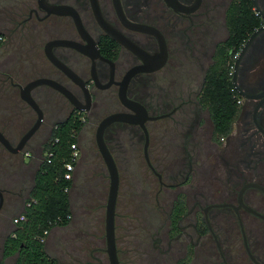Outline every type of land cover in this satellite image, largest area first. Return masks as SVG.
Here are the masks:
<instances>
[{
	"label": "flooded vegetation",
	"instance_id": "obj_1",
	"mask_svg": "<svg viewBox=\"0 0 264 264\" xmlns=\"http://www.w3.org/2000/svg\"><path fill=\"white\" fill-rule=\"evenodd\" d=\"M96 1L97 10L107 26L151 57L160 52L156 36L134 29L131 25L158 30L166 43L168 54L166 63L158 70L135 72L130 75L136 68L150 67L152 65L150 60L146 63L140 55L113 39L102 28L92 0H18L15 3V9L0 23V27L6 31L4 40L0 43V91L4 92L3 83L8 82V89H19L21 98V87H26L37 79L46 78L69 92L74 102L50 85L33 88L31 95L43 112V121L28 140L24 150L18 154H11L20 158L22 164L26 163V159L30 160L36 156L38 165V161L44 158L45 146L49 142L53 129L59 123L71 118L81 120L84 126L79 134L80 138L88 123H96L99 120L100 124L105 118L114 114H134L121 100L123 90L128 100L144 106L148 116L166 115L162 119L171 118L186 104L188 111L183 113V110L182 116L175 123L181 130L183 139H177L176 136L177 138L171 139L170 143L162 142L164 131L160 128L151 130L150 124L155 121L145 123L150 137L149 148L155 134L160 140L157 146L168 145L166 150L169 151L172 145L176 144L181 154L177 159L178 165L182 168L185 166L187 170L185 177L178 181V174H184L183 169V172L167 175L163 170L158 169L156 162L152 163L162 176V180L160 181L151 170L159 185L152 219L144 221L150 225L146 238H149L151 264H172V261L173 264H205L208 261L210 264H245L244 260L238 256L229 260L223 255L222 244L212 227L224 225L223 223L228 219L221 217L218 213L215 215V211L221 213L226 211L228 216L230 213L234 214L240 227L243 250L247 259L250 264H264V249H259V254L256 253L246 235L249 253L241 230V223L244 226L243 214L262 223L264 220L240 206L239 202L240 191L246 184L252 183L264 187V171L252 167V163H255L254 157L259 161L256 163L258 167L262 166L261 163L264 161V29L248 44L252 35L264 27V0H255V3L254 0H250L260 25L243 41L237 52L235 47L229 51L227 63L231 67V83L239 111L233 121L231 134L221 138L220 141L213 133L210 111L204 102L206 77L216 63L218 49L229 39L228 11L238 0L228 2L200 0V5L192 12L177 11L165 0ZM176 1L183 7L193 6L196 2V0ZM53 6H67L76 11L84 32L78 31L70 15L52 13L50 10ZM223 36H225L224 39H222ZM14 39L16 40L15 49L10 51L6 46H9ZM55 40L70 41L79 47L55 46L52 47V53L78 77L80 83L71 79L47 59L45 49ZM28 52L31 57L24 60L25 53ZM39 53H42L44 61ZM189 55L192 59H197L198 68L203 71V76L201 82L197 81L195 92L191 90L194 85L186 86L187 79L185 80V86L183 84L180 93L181 96L182 94L187 96L188 100L173 107L174 101L181 98L180 93L177 90L173 100L172 91L167 85L174 77L172 73L175 68L188 65ZM20 61L22 65L16 67L17 62L20 63ZM2 74L7 78L4 79ZM192 94L195 96V102L190 100ZM24 103L34 112L26 102ZM193 103L194 105L191 106ZM168 109L170 110L167 112ZM35 115L36 118L33 121L29 114H25L24 111L19 112L20 122L13 124L9 131L1 130L0 132L16 147L24 135L35 126L37 114ZM195 117H197V127H203L199 133L191 127ZM45 119L53 120L51 130L48 126H43ZM197 135L201 136L202 140H197ZM105 139L119 169L121 190L123 170L129 172L130 163L136 162L140 146L143 152L145 135L139 125L115 122L106 129ZM206 142L217 152L213 155L223 166H227L230 160H234L235 174L230 173L243 180L237 192L229 187H223L218 193L192 187L194 176L204 179L203 171L193 172V162L201 161V156L207 147L204 144ZM26 148L40 150L38 152L34 150L37 152V155H34L33 150H25ZM158 151L159 148L156 149V154L161 157L162 152L158 153ZM36 172L37 168L33 174L31 173L32 184L29 190L26 189L25 180L5 183L6 188L0 185L3 197V205L0 209V264H16V256L5 255L6 247L18 230V225H15L13 220L26 207V200L29 198ZM184 183H190V191L182 190L172 197L169 190L182 189ZM163 192L164 194L167 192L168 197H164V203H161L159 195ZM250 194L251 201L254 202L258 200V194L263 197L264 194L258 189L250 188L242 196L245 206L259 212V209L253 207L250 204L251 201L247 199V195ZM235 207L239 209L236 211ZM179 210L182 213L175 218L177 213L174 212ZM259 213L264 215L262 212ZM118 216L117 213L116 233L119 226ZM158 216L160 222H158ZM221 222L223 223L220 224ZM137 231L140 242V235L143 236L145 231L141 227H138ZM207 237L212 238L215 243L212 248L215 250L205 258L203 253ZM239 249H241L240 246ZM140 251H142L141 245ZM199 252L202 253L201 257L198 255ZM96 260L94 264H101L99 257ZM120 264H122L121 260Z\"/></svg>",
	"mask_w": 264,
	"mask_h": 264
},
{
	"label": "rangeland",
	"instance_id": "obj_2",
	"mask_svg": "<svg viewBox=\"0 0 264 264\" xmlns=\"http://www.w3.org/2000/svg\"><path fill=\"white\" fill-rule=\"evenodd\" d=\"M17 1L18 0H0V23H2L6 19V16H9L12 10L15 9V3ZM228 1L229 0H226V2ZM223 8L224 7H222V9ZM5 32L6 31L3 29V27H0V33L5 35ZM224 38L225 36L222 37V39ZM15 41L16 40L14 39L9 46H6V48L10 51H14ZM39 55L40 58L44 61L42 53H39ZM30 57L31 54L30 52H28L25 53L23 59L28 60ZM188 59V65L175 68L174 72L172 73L174 74L172 75L174 77L171 81H169L167 85L168 88L172 91L173 100H175V92L178 90L180 93L186 79V86L187 84H193L194 88L191 90H193L194 92L197 90V87L195 88L197 81L201 82L203 71L198 68V63L196 61L197 59H192L190 55ZM17 63L18 64H16V67L22 65V61H20V63ZM192 63H194V65ZM2 77L4 79L7 78L4 74H2ZM3 84L5 87L4 92L0 91V131L4 130L7 132L10 130L13 124H15L16 122H20L18 120L19 112L23 113L24 111L25 114H29L30 117L32 116L33 121H35L36 115L20 98L19 89H8V82ZM180 97L181 98L177 99V101H174L173 107L177 106L182 101H186V99L188 100L187 96H184V94H182L181 96L180 93ZM194 98L195 96L192 94L190 96V100L195 102ZM193 105L194 103L191 106ZM186 107L187 105L185 104L182 110H180L181 112L178 111L171 118L151 122V130H157L158 128H160L164 131L162 142L168 141L170 143L171 139H176L177 137V139H183L180 133L181 130L176 127L177 124L175 123L177 119H180L185 111H188ZM169 110L170 109H168L167 112ZM99 122L100 121L98 120V122L96 123H88L82 131L80 138H78L79 145L81 147L80 149L82 152V157L80 160L81 170L80 168L77 169V178H75V186H77L73 188L70 194L72 195V198H74L72 204L75 218L78 220L82 219L87 212V223L89 221L88 228L90 229L89 233H91L92 235L93 246H98L105 250V212L109 191V177L107 168L98 151L95 141V134ZM190 122H192V120ZM196 123L197 117H195V121L191 124V127L195 130L196 133H199V131H201L203 127L200 126L198 128ZM43 126H48L49 130H51L53 127V120L48 121L45 119ZM196 139L202 140V137L197 135ZM158 143H160V140H158V137L155 134L152 139L151 148H149L148 151L151 162L153 164L154 162H156L158 169L163 170V172L167 175H170L172 173L177 174L183 169L184 174H178V181H181L185 177V172H187V170L185 166L184 168H182V166L178 165L177 159L181 156L180 151L178 150L180 148L176 144H174L168 151L166 150L168 148V145L166 147H161L157 146ZM204 144H206L207 147L205 148V152L201 156V161H199L198 163L193 162V172L195 173L198 170L203 171L204 179H198L199 176H194L191 183L192 187L196 189L203 188L205 191L212 190L215 193L221 192L223 187H229L232 189V191L237 192L241 188L243 180L234 177V175L230 173L232 172L233 174H235V165L233 164L234 160H230L227 166H223L215 159L216 157H214L213 154H216L217 152L214 150V148L209 146L207 142ZM158 148V153L162 152L160 154L161 157L156 154V149ZM25 150H33V154L37 155V152L40 149L35 150L34 148H26ZM34 150L37 152H35ZM21 156L23 155L21 154ZM194 156L196 157V154ZM253 161L255 163H252V167H257L260 169L259 171H264V161L263 163H261L262 166L259 167L256 164L259 161L255 157ZM122 165L124 164L122 163ZM37 166V159H35V161L26 159V163L22 164L20 158L8 152L0 144V185L2 187L6 188V185L8 183H14V181L21 182L22 180H25V183L27 182V184H25L26 189L29 190L32 184L31 173L33 174L35 172ZM129 167V172L128 170H123L122 173L121 190L117 204V213L119 214L117 220L119 222V226L116 236L119 258L122 261V264H151V257L149 254L148 246L149 238H146L148 237L147 233L150 225H148V223L144 221L150 220L153 215V209H155L153 206L157 202L156 193L159 189V185L157 178L153 175V173L147 166L144 158V151L142 152V146H140V150L136 155V162L130 163ZM196 167H199V169H197ZM78 174H80L81 178L78 177ZM5 183L7 184L5 185ZM182 185V189L169 190V192L172 194V197H175L177 193L182 190L190 191V183H184ZM15 187H17V185ZM166 193L167 192H165L164 194L163 192L159 195L161 203H164V197H168ZM247 199L251 201V194L247 195ZM250 204L256 209H259V212L264 213V197L260 194H258V200L255 202L251 201ZM85 208L88 210L84 211ZM217 213L221 215V217H225L228 219L226 222L220 223H223L224 225H217L215 227H212L214 232L217 234L220 243L222 244L221 248L223 255L229 260L234 259L236 256H238L240 259L244 260L245 264H250L243 250L244 248L241 231L238 222L234 217V214L230 213V215L228 216V213H226V211L222 213L217 211L214 212L215 215H217ZM19 214L21 213H18L16 216H18ZM242 219L248 240L253 250L258 253L259 249H264V223H262L261 221L253 220L251 219V217L244 214L242 216ZM158 222H160L159 216ZM138 227H141L145 231V234L143 236L140 235V242L139 233L137 231ZM207 238L208 239L205 240L206 247L203 253V257L205 258H207V255L212 254L213 250H215V248H212L213 246H215L212 238ZM139 244L141 245L142 251H140ZM239 246L241 249H239ZM198 255L199 257H201L202 253L199 252ZM98 257L102 259V261L104 262L103 264H109L108 256L105 251L101 254H98ZM96 261L97 260H94L95 263ZM205 261L208 260L205 259ZM64 263L67 264V261H65ZM173 263L174 262L172 261V264ZM205 264L210 263L208 261V263Z\"/></svg>",
	"mask_w": 264,
	"mask_h": 264
},
{
	"label": "trees",
	"instance_id": "obj_3",
	"mask_svg": "<svg viewBox=\"0 0 264 264\" xmlns=\"http://www.w3.org/2000/svg\"><path fill=\"white\" fill-rule=\"evenodd\" d=\"M259 25L250 0H238L231 5L228 11L229 39L216 53V63L207 74L204 93V102L213 122V133L218 141L231 134L239 111L231 83V67L227 63L229 51L235 47L237 52ZM83 126L81 120L71 118L59 123L52 131L45 146L44 158L38 161L34 183L22 212L27 220L18 225L15 237L6 247L5 255L16 256V264H58L46 251L45 232H50L56 226H67L72 219L70 190L74 177L70 174L71 178H66L69 173L65 165L70 161L71 146L79 143ZM174 213L178 218L182 211ZM98 249L105 251L101 247ZM101 263L104 262L101 260Z\"/></svg>",
	"mask_w": 264,
	"mask_h": 264
},
{
	"label": "water",
	"instance_id": "obj_4",
	"mask_svg": "<svg viewBox=\"0 0 264 264\" xmlns=\"http://www.w3.org/2000/svg\"><path fill=\"white\" fill-rule=\"evenodd\" d=\"M169 5H171L174 9L177 11H184V12H192L198 8L200 5V0H196L195 4L190 7H183L179 5V3L176 0H165ZM92 3L94 5L95 11H96V16L97 19L102 26V28L109 33L113 39L118 41L119 43L123 44L127 48H129L131 51L134 53L140 55L145 62L147 63L148 60H150V67H142V68H136L133 70L131 74L135 72H141V71H154L158 70L167 61V48H166V43L164 40V37L162 34L150 27L146 26H141V25H131L132 28L144 31L150 34H153L156 36L159 47H160V52L156 54L155 56H149L146 53H144L139 47L135 46L131 42H129L126 38H124L121 34L118 32L112 30L107 26L105 21L103 20L100 12L97 10V1L92 0ZM255 3V0H254ZM52 13L55 14H60V15H70L75 22V25L78 29L79 32H84V27L82 25V22L80 21V18L76 11H74L72 8L67 7V6H53L51 7L50 10ZM264 27L258 29L250 38L248 44L250 41L261 31L263 30ZM247 44V45H248ZM73 46L77 47L73 42L70 41H65V40H55L53 42H50L46 49V57L47 59L56 67L60 68L63 72H65L71 79L74 81L80 83L78 77L72 73L69 69H67L61 62H59L56 57L52 53V47L55 46ZM41 85H50L52 87L57 88L59 91H61L68 99L74 102V98L72 95L67 92L63 87L59 86L56 84L54 81L46 78H40L37 79L30 84H28L26 87H21V98L24 102H26L37 114V122L35 126L27 133L24 135V137L21 139L20 143L14 147L9 140L4 136L2 132H0V143L1 145L10 153L13 154H18L19 152H22L28 142V140L32 137V135L36 132V130L39 128L40 124L43 121V112L40 109L39 105L37 102L34 100V98L31 95V90L35 87L41 86ZM121 100L122 102L129 108L131 109L134 114H114L111 115L107 118H105L97 127L96 130V135H95V140L97 144L98 151L104 161V164L107 168L108 176H109V191H108V197H107V203H106V212H105V239H106V253L108 256L109 264H120V259H119V254H118V248H117V236H116V216H117V204H118V198H119V192H120V174H119V169L117 166V163L113 157V154L106 142L105 139V132L106 129L115 122H124V123H129V124H134V125H139L142 131L144 132L145 135V144H144V158L147 163V166L152 170V172L159 178V180H162V176L156 171L154 168L150 157H149V146H150V137L148 133V129L145 125L147 121H157L159 119H162L166 117V115H161V116H148V113L144 106H142L140 103L130 101L126 98L125 95V90H123L121 94ZM250 188H255L260 190L264 194V187L257 185V184H246L240 191V196H239V202L240 206H243L246 210L251 212L253 215L256 217L263 219L264 220V215L250 209L249 207L245 206L242 201V196L245 193L246 190ZM3 205V197H2V192L0 191V209ZM239 208L235 207V210L237 211ZM241 230L242 234L245 240L246 248L247 251L249 252L248 244H247V239H246V233L244 226L241 223ZM250 253V252H249ZM251 255V254H250Z\"/></svg>",
	"mask_w": 264,
	"mask_h": 264
},
{
	"label": "crops",
	"instance_id": "obj_5",
	"mask_svg": "<svg viewBox=\"0 0 264 264\" xmlns=\"http://www.w3.org/2000/svg\"><path fill=\"white\" fill-rule=\"evenodd\" d=\"M81 157L76 163L73 172V188L77 186H75V178H77V169L80 168L81 170ZM35 159V156H33L30 160L35 161ZM78 177L81 178L80 174H78ZM73 188L70 190V193ZM70 197L72 219L67 226H56L51 229L45 241L46 251L49 256L58 261V264H65V261H67V264H94V260L98 258V254L104 251L98 249L100 248L98 246H96L97 248L93 246L92 235L89 233L90 229L88 228L89 221L87 223V212L82 219L78 220L75 218L72 204L74 198H72V195ZM87 210L86 208L84 209V211ZM99 259L102 260L101 258Z\"/></svg>",
	"mask_w": 264,
	"mask_h": 264
},
{
	"label": "built area",
	"instance_id": "obj_6",
	"mask_svg": "<svg viewBox=\"0 0 264 264\" xmlns=\"http://www.w3.org/2000/svg\"><path fill=\"white\" fill-rule=\"evenodd\" d=\"M4 40V34L0 33V43ZM29 155V154H27ZM50 156H52L50 154ZM81 157V151L79 148L78 143H75L71 146V157H70V161L65 165V170L69 173L66 175L67 179L71 178L70 174H73L74 169H75V165L76 163L79 161ZM48 162L50 163L51 161L48 160ZM66 192H68V189L65 190ZM27 220V217L24 213L19 214L18 216H16L13 220V223L15 225H19L23 222H25ZM45 234L48 236L49 232H45Z\"/></svg>",
	"mask_w": 264,
	"mask_h": 264
}]
</instances>
